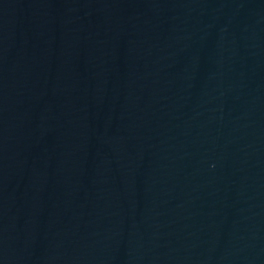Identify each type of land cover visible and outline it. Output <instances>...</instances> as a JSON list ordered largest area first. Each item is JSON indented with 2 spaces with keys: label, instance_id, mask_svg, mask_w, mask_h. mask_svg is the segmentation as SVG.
<instances>
[{
  "label": "water",
  "instance_id": "1",
  "mask_svg": "<svg viewBox=\"0 0 264 264\" xmlns=\"http://www.w3.org/2000/svg\"><path fill=\"white\" fill-rule=\"evenodd\" d=\"M0 264H60L43 135L15 0H0Z\"/></svg>",
  "mask_w": 264,
  "mask_h": 264
}]
</instances>
